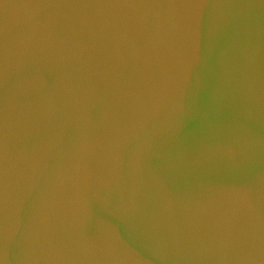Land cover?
Wrapping results in <instances>:
<instances>
[{
  "label": "water",
  "instance_id": "obj_1",
  "mask_svg": "<svg viewBox=\"0 0 264 264\" xmlns=\"http://www.w3.org/2000/svg\"><path fill=\"white\" fill-rule=\"evenodd\" d=\"M0 264H264V0H0Z\"/></svg>",
  "mask_w": 264,
  "mask_h": 264
}]
</instances>
